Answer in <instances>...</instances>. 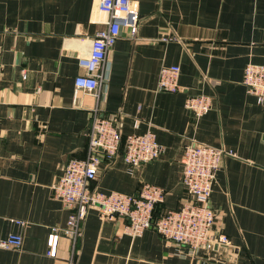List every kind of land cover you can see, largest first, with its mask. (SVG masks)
<instances>
[{
  "label": "crops",
  "instance_id": "crops-1",
  "mask_svg": "<svg viewBox=\"0 0 264 264\" xmlns=\"http://www.w3.org/2000/svg\"><path fill=\"white\" fill-rule=\"evenodd\" d=\"M100 0H0V240L20 235V248H0V264H70L60 236L47 254L51 228L68 210L51 185L71 159H84L89 112L96 99L74 93L84 73L78 58L107 21ZM139 16L131 37L121 30L104 68L100 114L116 118L123 136L154 133L163 152L126 171L119 153L101 163L91 188L134 195L142 184L165 191L153 216L186 199L181 156L189 142L222 149L210 204L213 232L226 247L191 257L152 227L123 233L125 219L101 220L89 209L73 264H264V105L242 84L247 64L264 66V0H131ZM163 38H173L163 41ZM178 66L180 90H157L162 67ZM212 108L195 120L188 96Z\"/></svg>",
  "mask_w": 264,
  "mask_h": 264
},
{
  "label": "built area",
  "instance_id": "built-area-1",
  "mask_svg": "<svg viewBox=\"0 0 264 264\" xmlns=\"http://www.w3.org/2000/svg\"><path fill=\"white\" fill-rule=\"evenodd\" d=\"M98 9L107 16V21L91 38L88 54L78 58V66L84 73L74 79L75 94L83 91L97 101L89 112L86 156L84 159L69 160L61 176L51 185L53 198L68 210V216L64 228H51L47 254L55 256L58 238L64 236L70 241L69 263L73 264L81 223L89 209H96L99 218L104 221L125 219L123 233L132 238L141 236L152 227L162 238L186 250L191 257L228 246V238L212 230L216 213L211 207L210 197L221 157L230 152L194 142L185 144L181 156V184L186 190V199L178 208L167 210L156 218L153 216L154 210L165 198V191L158 186L142 184L134 195L102 193L91 188L100 164H110L119 153L126 171L132 174L139 166L155 160L163 152L152 131L123 136L116 118L109 119L100 114L98 101L105 81L107 53L123 28L128 30L131 37L136 36L139 16L131 0H100ZM170 39L173 40H162ZM179 71L178 66L162 67L157 90L178 92ZM242 84L258 104L264 105L263 65L247 64ZM184 108L197 120L211 110L212 99L205 95L188 96ZM21 244L20 235H9L0 240L2 249H17Z\"/></svg>",
  "mask_w": 264,
  "mask_h": 264
}]
</instances>
